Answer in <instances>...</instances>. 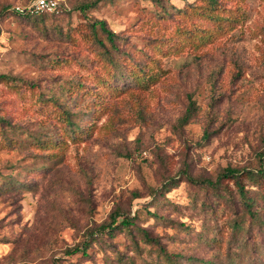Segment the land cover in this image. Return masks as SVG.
I'll use <instances>...</instances> for the list:
<instances>
[{
	"label": "rangeland",
	"instance_id": "rangeland-1",
	"mask_svg": "<svg viewBox=\"0 0 264 264\" xmlns=\"http://www.w3.org/2000/svg\"><path fill=\"white\" fill-rule=\"evenodd\" d=\"M30 1L0 0V264H264V0Z\"/></svg>",
	"mask_w": 264,
	"mask_h": 264
},
{
	"label": "trees",
	"instance_id": "trees-1",
	"mask_svg": "<svg viewBox=\"0 0 264 264\" xmlns=\"http://www.w3.org/2000/svg\"><path fill=\"white\" fill-rule=\"evenodd\" d=\"M93 4H94V2L85 3V4L81 5V8L85 9L88 6L93 5ZM14 11L17 12L18 14H20V15H23V16L45 15L47 13L53 14L52 13L53 11H45V12H36V11H30V10L18 11L16 8L14 9ZM97 23L106 32L107 37L112 41V43H114L117 33L115 31H113L107 25V22L104 19L97 20ZM0 76L4 77L6 75L5 74H1ZM256 172L257 173H255V171H252L251 175L253 176V175H256L258 173H262L263 172L262 168L258 169ZM239 173H240L239 169L227 167L225 169V171L222 173V176H224V177H231V176L232 177H237L236 182H237L238 187H239V192H240V194H244V196H245V185L242 182V180L239 178ZM170 180H171L170 182H166L163 185L165 190H170L171 187L174 186L173 184H174L175 180L174 179H170ZM204 182H208V183H212V184L214 183L212 180H209V179H204ZM245 205L247 206V208H249V210H251L250 202H247ZM119 214H120L119 211H116V212L112 213L110 222L103 223L101 225V227L104 228V229L109 228V230H112V229L115 228V226H119V225L130 226V225L134 224V220L132 219V217H129V216H124L122 219L119 220V218H118ZM144 234H145V236H147L149 238V232L148 231H144ZM87 248H88V244H82L80 246L78 245V246H75V247L69 249L68 252L82 251L83 253H85L87 251Z\"/></svg>",
	"mask_w": 264,
	"mask_h": 264
},
{
	"label": "built area",
	"instance_id": "built-area-1",
	"mask_svg": "<svg viewBox=\"0 0 264 264\" xmlns=\"http://www.w3.org/2000/svg\"><path fill=\"white\" fill-rule=\"evenodd\" d=\"M57 3V0H31L26 6L17 5L16 9L18 11L30 10L36 12L53 11L56 9Z\"/></svg>",
	"mask_w": 264,
	"mask_h": 264
}]
</instances>
